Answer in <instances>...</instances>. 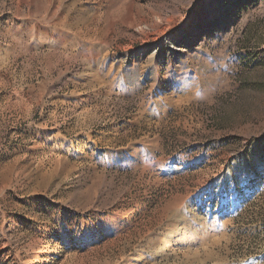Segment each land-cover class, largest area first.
<instances>
[{"label":"rangeland","instance_id":"rangeland-1","mask_svg":"<svg viewBox=\"0 0 264 264\" xmlns=\"http://www.w3.org/2000/svg\"><path fill=\"white\" fill-rule=\"evenodd\" d=\"M0 264H264V0H0Z\"/></svg>","mask_w":264,"mask_h":264}]
</instances>
